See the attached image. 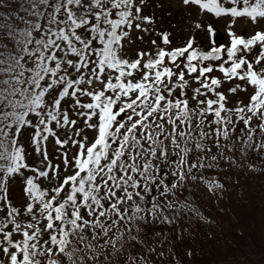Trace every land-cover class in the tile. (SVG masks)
I'll return each mask as SVG.
<instances>
[{
	"label": "snow or ice",
	"instance_id": "1",
	"mask_svg": "<svg viewBox=\"0 0 264 264\" xmlns=\"http://www.w3.org/2000/svg\"><path fill=\"white\" fill-rule=\"evenodd\" d=\"M150 2L0 0V264H181L161 226L193 186L264 171V0H181L206 38L180 45Z\"/></svg>",
	"mask_w": 264,
	"mask_h": 264
},
{
	"label": "trees",
	"instance_id": "2",
	"mask_svg": "<svg viewBox=\"0 0 264 264\" xmlns=\"http://www.w3.org/2000/svg\"><path fill=\"white\" fill-rule=\"evenodd\" d=\"M230 85L224 81L218 89L225 93L229 106L245 98L243 92L228 93ZM215 175L222 190L213 195L205 186L194 185L190 199L195 212L161 226L169 234L173 252L181 264H264V171L245 165Z\"/></svg>",
	"mask_w": 264,
	"mask_h": 264
},
{
	"label": "rangeland",
	"instance_id": "3",
	"mask_svg": "<svg viewBox=\"0 0 264 264\" xmlns=\"http://www.w3.org/2000/svg\"><path fill=\"white\" fill-rule=\"evenodd\" d=\"M144 12L155 17V28L157 30H167L170 33V39L173 41L174 45H177L178 40L182 43L186 41L189 36L195 35L197 41H200L202 38H206L204 33L196 30L193 33L194 23L200 19L196 17L194 13L185 9L181 5V0H151L150 3L144 8ZM203 20H210L211 18L207 15L202 17ZM215 29L221 30L225 34V40L228 42V37L226 35V20L225 19H211ZM151 27V26H150ZM234 30L240 33H250L253 31L252 23L246 18H238L234 24ZM138 32L134 30L131 35L133 37L132 47L129 49V53H132L134 50H147L152 48L150 43V38H153L152 33H139L143 38L149 39L146 45L137 44L136 36ZM226 42V43H227ZM136 47V48H135ZM53 151V147L51 152Z\"/></svg>",
	"mask_w": 264,
	"mask_h": 264
},
{
	"label": "water",
	"instance_id": "4",
	"mask_svg": "<svg viewBox=\"0 0 264 264\" xmlns=\"http://www.w3.org/2000/svg\"><path fill=\"white\" fill-rule=\"evenodd\" d=\"M215 39H216L217 42H220L221 41V36H219V33H217Z\"/></svg>",
	"mask_w": 264,
	"mask_h": 264
}]
</instances>
